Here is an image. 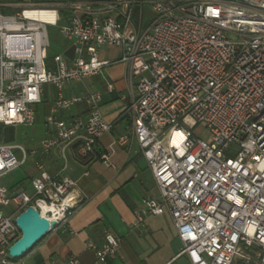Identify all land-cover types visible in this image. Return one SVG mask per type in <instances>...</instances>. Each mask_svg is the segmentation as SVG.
I'll return each instance as SVG.
<instances>
[{"label": "built area", "instance_id": "obj_1", "mask_svg": "<svg viewBox=\"0 0 264 264\" xmlns=\"http://www.w3.org/2000/svg\"><path fill=\"white\" fill-rule=\"evenodd\" d=\"M144 4L152 11L146 24ZM13 6V13H0V124L32 125L44 85L56 94L45 116L52 132L39 149L0 143V179L54 146L64 161L74 145L80 157L110 165L109 151H95L111 129L100 94L66 97L63 86L121 62L128 67L131 99L123 112L131 126L116 142L137 144L159 192L158 199H141L133 224L165 210L180 241L177 256L188 264H264V0H43ZM42 10L50 17L41 18ZM48 25L58 27L73 51L71 58L54 54L53 68ZM103 45L118 48L119 57L100 59ZM105 87L114 89L111 81ZM81 100L86 114L59 117ZM196 126L209 132L207 140L193 133ZM35 167L32 195L0 182V264H18L8 248L19 237L15 217L27 206L58 225L78 205L73 179L50 175L41 161ZM119 242L106 233L100 246H86L103 260Z\"/></svg>", "mask_w": 264, "mask_h": 264}, {"label": "crops", "instance_id": "obj_2", "mask_svg": "<svg viewBox=\"0 0 264 264\" xmlns=\"http://www.w3.org/2000/svg\"><path fill=\"white\" fill-rule=\"evenodd\" d=\"M40 1L43 0H0V8L14 11L13 3ZM117 50L120 55V50ZM57 53L71 58V42L67 41ZM99 54L100 59H108L101 52ZM128 80L127 65L118 62L105 66L100 74L83 78L64 93L66 97L84 96L89 92L100 94V111L105 121L111 124V129L98 139L95 151L97 154L109 151L111 164L106 165L99 158L80 157L74 145L66 149L65 161L58 146L46 152L39 150L26 159L23 164H27L25 180L30 183L31 178L38 174L35 163L41 161L50 175H64L75 181L73 195L78 205L66 223L55 225L17 260L18 264H70L71 259L78 264H188L184 255L177 256L180 241L167 211L146 215L141 223L133 224L134 210L141 199L145 196L158 199L159 192L137 144L134 141L124 145L116 142L117 137L128 133L131 126L123 112L131 99ZM107 81L114 86L110 92L105 87ZM55 94L54 87L52 96L43 94L41 103L50 99L43 108L45 116ZM87 112L88 105L81 100L58 115L67 118ZM51 132L45 126L40 139L30 143L28 148L39 149L41 141L50 137ZM25 180L20 178L10 187L16 188L19 183L24 185ZM106 233L119 237L120 242L114 255L97 260L86 242L92 241L100 246Z\"/></svg>", "mask_w": 264, "mask_h": 264}, {"label": "rangeland", "instance_id": "obj_3", "mask_svg": "<svg viewBox=\"0 0 264 264\" xmlns=\"http://www.w3.org/2000/svg\"><path fill=\"white\" fill-rule=\"evenodd\" d=\"M138 6H136L135 12H134V21L138 22L139 15L137 14ZM14 11H11V9H5L0 8V13L2 14H11ZM143 14H142V22L146 24L152 15V11L150 8V5L144 4L143 6ZM47 32L49 37V48H48V55H49V64L50 67L53 68V59L52 56L61 51L63 45L67 43L65 39H63L59 32L58 27L56 26H47ZM101 55L108 58V60L116 59L119 56V51L117 48H112L108 45H103L100 48ZM138 77H134V81H137ZM79 81H75L72 83H66L63 86V94L66 92L68 87H72L74 84H76ZM45 93H47L50 97L52 96L53 92V86L51 84H45L44 85ZM46 105L50 103V99L46 102L39 103L34 105V110L36 111V116L34 123L32 125H16V126H4L0 124V143L4 144H19L22 145L25 149H29L28 145L32 142H35L40 139L41 134L43 132V128H45V114L43 113V108ZM193 133L196 135H199L203 140H207L209 138V132L203 128L202 126H196L193 129ZM16 157H20V154L15 151ZM29 159V158H28ZM27 164L20 166L16 168L15 170L7 173L4 177L0 179V182L5 184L6 186H11L14 183L20 179L23 178L25 180V171ZM18 190L25 191L28 195H32L34 190L32 189L29 181L25 180L24 185L19 183L16 187ZM20 235V232H17V236ZM254 264V260L252 262ZM237 264V263H236Z\"/></svg>", "mask_w": 264, "mask_h": 264}, {"label": "water", "instance_id": "obj_4", "mask_svg": "<svg viewBox=\"0 0 264 264\" xmlns=\"http://www.w3.org/2000/svg\"><path fill=\"white\" fill-rule=\"evenodd\" d=\"M15 223L20 236L8 248L9 255L14 259L20 258L56 225L54 220L49 222L31 206L15 217Z\"/></svg>", "mask_w": 264, "mask_h": 264}, {"label": "bare ground", "instance_id": "obj_5", "mask_svg": "<svg viewBox=\"0 0 264 264\" xmlns=\"http://www.w3.org/2000/svg\"><path fill=\"white\" fill-rule=\"evenodd\" d=\"M39 13V16L41 17V18H49L50 17V14L49 13H47V12H45V11H40V12H38ZM28 14H31V13H28ZM12 26L14 25V24H11ZM45 211H47L46 210V208H43V211H42V214H45ZM46 215V214H45Z\"/></svg>", "mask_w": 264, "mask_h": 264}, {"label": "trees", "instance_id": "obj_6", "mask_svg": "<svg viewBox=\"0 0 264 264\" xmlns=\"http://www.w3.org/2000/svg\"><path fill=\"white\" fill-rule=\"evenodd\" d=\"M20 236V235H19Z\"/></svg>", "mask_w": 264, "mask_h": 264}]
</instances>
